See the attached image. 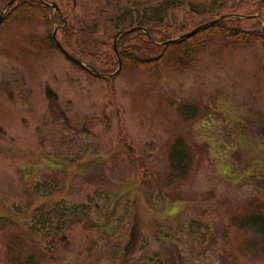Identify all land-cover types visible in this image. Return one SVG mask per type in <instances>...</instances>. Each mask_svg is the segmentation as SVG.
Returning <instances> with one entry per match:
<instances>
[{
	"label": "rangeland",
	"instance_id": "rangeland-1",
	"mask_svg": "<svg viewBox=\"0 0 264 264\" xmlns=\"http://www.w3.org/2000/svg\"><path fill=\"white\" fill-rule=\"evenodd\" d=\"M16 1L0 27V264H264V240L233 221L264 211V39L207 36L188 65L154 72L99 54L113 72L120 61L106 78L47 41L60 14L90 18V33L63 41L96 54L109 38L117 48L121 34L105 38L120 5L171 4L159 30L177 38L216 14H259L260 0H40L36 14ZM256 11L237 26L264 33ZM177 138L190 159L169 183ZM77 204L87 214L51 232L59 207Z\"/></svg>",
	"mask_w": 264,
	"mask_h": 264
},
{
	"label": "trees",
	"instance_id": "trees-1",
	"mask_svg": "<svg viewBox=\"0 0 264 264\" xmlns=\"http://www.w3.org/2000/svg\"><path fill=\"white\" fill-rule=\"evenodd\" d=\"M21 8H29L27 13H38V8L41 5L40 0H17L16 3L21 2ZM120 4V3H119ZM117 4V5H119ZM258 6V10H260V16L261 12L264 8V0H260L259 3L256 4ZM171 7V4L169 5ZM166 4L161 6H146L144 8H126V6L120 5L118 6V9L113 13L108 20L110 22H113L114 29L116 28V33L114 32H108L106 35L107 39L111 35L118 34L120 35L124 30H128L130 28L139 27L141 29L145 28L147 30V33L143 32L142 30L138 29L133 32H130L126 35L121 36L117 49H118V55L121 60V65L123 67V64H127L128 62L132 65L137 66L141 69H147L154 72V70L159 65H165L170 64L171 66H183L188 65L189 62L192 60V54L195 53V51H202L206 48V42L204 41L207 36L211 35H221L225 39H229L230 43L232 45H251L254 42H257L259 40L264 39V34L262 32L261 26L260 28H257V31L252 30H245L241 29L237 26V24L243 19L237 18V17H228L226 14H240V15H253L255 14V11L257 9H253V11L247 13H237L235 11L225 13L223 18H219L218 21H215L211 24H208L202 29H199L195 32H193L191 35L184 37L182 39H178L173 42H169V40L175 38L176 36H172L169 31V25L165 27V30L160 29L159 27H162L163 24H165L164 20L167 16V9L169 8ZM37 9H36V8ZM75 7V5H74ZM35 8V9H32ZM257 8V7H256ZM75 9V8H74ZM233 8L232 10H234ZM72 12V10H71ZM256 14L258 12L256 11ZM37 16V15H36ZM221 16L220 14H216L213 18L210 20H215ZM75 19H78V25H75V22L71 23H65V25L61 28V33L63 36V39L60 40L62 44L68 49L67 45L64 43L63 40H66L69 38L68 36H71L72 29H75L76 27H80L81 29L78 30L81 33H90V18L80 15V20L75 15ZM261 18L264 20V18L261 16ZM59 19L63 22L62 18L59 17ZM247 20L255 19L254 21H258L255 17L251 18H245ZM209 21V20H208ZM260 23V22H259ZM226 24H230V28L226 26ZM89 28V29H88ZM175 29H180L179 26H175ZM155 33L159 34L160 36L157 37ZM111 39V38H109ZM105 40V42H97L95 43L96 46L100 47L99 51L95 54L94 51H87L78 48L77 52L78 54H73L70 50L68 52L81 61L85 62L86 64L92 65L97 70L102 72H113L111 71V68L108 67V64H101L100 65V59L99 54L105 57V59H109V56H114L113 49L111 50L108 48V50H105L106 47L109 46L108 40ZM126 39V40H125ZM204 41V42H203ZM72 43V42H71ZM120 44V47H119ZM52 47L56 48L51 44ZM105 46V47H104ZM112 51V52H111ZM90 57L89 59H87ZM104 57L102 59H104ZM87 60V62L85 61ZM116 60V59H115ZM89 61V62H88ZM116 64L117 60H116ZM189 109V107L183 108V111L186 112V110ZM187 115H190L186 112ZM189 149L181 140L180 138H177L175 142L171 145L170 152H169V158H170V174L166 178V180L169 183H172L176 179H185L187 170H188V164L190 159V154L188 153ZM53 189V186L51 187V190ZM52 194V193H51ZM58 215H62V221L59 222V219H56L55 222L53 219L51 220V232L58 231L62 228V226H66L69 224L70 221L73 219H81L87 214L86 205L85 204H77L73 205L69 208H66L65 206L59 207L57 210ZM57 215V214H56ZM233 221L237 227H248L251 228L253 231H255L259 236L260 240H264V211L261 210H253V212H247L244 213L242 216H239V218L235 217L233 218ZM54 222V223H52ZM59 224V226H57ZM47 229L48 228V222H47ZM49 232V230L47 231ZM153 259L150 258L148 261V264H152ZM159 262V261H158ZM27 264H33L32 260H26Z\"/></svg>",
	"mask_w": 264,
	"mask_h": 264
},
{
	"label": "water",
	"instance_id": "water-1",
	"mask_svg": "<svg viewBox=\"0 0 264 264\" xmlns=\"http://www.w3.org/2000/svg\"><path fill=\"white\" fill-rule=\"evenodd\" d=\"M13 1H14V0H9L8 3H7V5H6V7L8 8V6L11 5V3H13ZM50 5H51L54 9H58L57 4H55V3H51ZM236 16L239 17V18H251V17H257L256 15H247V16H246V15H240V14H237ZM223 17H224V16H220V18H223ZM0 20H1V16H0ZM216 20H218V19H215V20L212 21V22H215ZM212 22H209V24H211ZM138 28H139V27H138ZM138 28L135 27V28H131V29H129V30L123 31V32L121 33L120 36H123V35H126V34L130 33V32H133L134 30H136V29H138ZM196 30H197V28L191 30V31L188 32V33L182 34V35H180V36L177 37V38H173V39L169 40V42H173V41H176V40H178V39H182V38H184V37H187V36L191 35L193 32H195ZM144 31H146V30H144ZM52 34H53V38L56 40V37H55V31H54V30H53V33H52ZM116 42H117V39H115L114 42H113V51H114L115 55L118 56V55H117ZM56 43H57V46L59 47V49L61 50V52L64 54V56H65L66 58H68L69 60L73 61V62L76 63L80 68H82L83 70L87 71L89 74H91V75H93V76H95V77L112 76V75H115L116 73H118V71H119L120 63H119V67L117 68V70H115L113 73H111V74H109V75H104L103 73L97 71L96 69L88 67L84 62L80 61V60L77 59L76 57H74V56H72L71 54H69V53H68V52H67V51H66V50L60 45V43H59L57 40H56Z\"/></svg>",
	"mask_w": 264,
	"mask_h": 264
},
{
	"label": "flooded vegetation",
	"instance_id": "flooded-vegetation-1",
	"mask_svg": "<svg viewBox=\"0 0 264 264\" xmlns=\"http://www.w3.org/2000/svg\"><path fill=\"white\" fill-rule=\"evenodd\" d=\"M7 2L8 0H0V16H1V20H0V27L2 26L4 20H5V16L7 14V11H8V8L6 7L7 5ZM46 6V5H45ZM59 9H55L56 12H58ZM54 12V13H56ZM60 18H62L61 14L59 15ZM63 20V23L65 25V21L64 19L62 18ZM54 25V28L53 30L55 31V34L56 32L61 28L63 27L64 25H56V24H53ZM53 33V32H52ZM51 33L50 37L47 38V41H48V45H53L55 46L56 48L52 47V49H57L59 52H61V50L59 49V47L57 46L56 42H55V39L53 38V34ZM59 41V40H58ZM60 45L65 49L67 50V48L61 44V42L59 41ZM68 51V50H67ZM62 53V52H61ZM63 54V53H62ZM90 68L92 67V65H89L87 64ZM93 68V67H92ZM99 71V70H98ZM101 73H103L104 75H109V72H102L100 71Z\"/></svg>",
	"mask_w": 264,
	"mask_h": 264
}]
</instances>
